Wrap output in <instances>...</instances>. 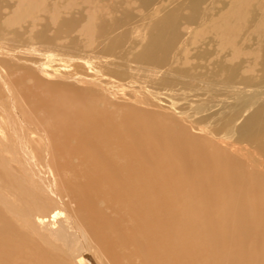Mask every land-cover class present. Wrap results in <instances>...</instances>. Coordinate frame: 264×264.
Here are the masks:
<instances>
[{"label": "bare ground", "instance_id": "bare-ground-1", "mask_svg": "<svg viewBox=\"0 0 264 264\" xmlns=\"http://www.w3.org/2000/svg\"><path fill=\"white\" fill-rule=\"evenodd\" d=\"M75 1L54 3L61 13L55 27L53 1L38 4L34 17L39 24L30 36L33 23L23 26V32H12L0 15V264H65L67 258L73 264H213L207 251L199 257L190 250L196 240L179 223L180 190L188 178L182 177L183 181L166 174L181 162L179 168L187 173L185 169L194 166L191 156H200V142L194 144L186 128L174 129L166 115L212 130L228 127L223 140H234L236 150L258 141L264 153V37L241 39L248 33L243 30L256 21L244 25L247 18L241 7L233 18H219L196 34L191 27L198 29L210 22L212 11L217 16L228 4L215 8L216 0H185L163 16L149 19L144 18L146 12L158 0H139L145 15L136 19L131 10L114 16V4L108 12H93L96 16L89 17L96 7L92 0L84 6L82 0L74 6ZM8 6L12 9L0 0V8ZM74 9H78L75 14ZM184 10L188 13L183 14ZM253 13L246 12L249 20ZM107 14H112L110 22L105 20ZM259 22L257 33L261 34L264 19ZM147 24L148 31L135 37L137 25ZM224 24H234L231 27L238 32L224 30ZM92 26L98 31L87 45L88 37L80 30L89 31ZM85 70L93 74L82 78ZM88 77L95 78L97 87L116 83L127 98L121 104L140 107L138 111L145 113L153 106L164 111L160 123L166 137L162 140H173L170 145L178 153L166 154L150 134L137 130L147 128L146 123H137L135 112L121 117L137 120L134 128L126 129L115 123L114 110L108 106L103 110L88 104L84 109L81 98L87 92L76 87ZM29 79L37 87L27 88ZM254 81L258 89L250 87ZM42 85L48 88L43 90ZM229 92L234 99H225ZM4 96L9 98L6 104ZM200 98L208 112L192 117L188 109H195V99ZM165 100L169 107L161 105ZM184 100H188L186 105ZM231 100L235 107L225 111ZM144 141L150 142L146 148L141 146ZM185 141L194 145L191 154L183 151L189 147L183 145ZM206 141L219 146L215 139ZM237 152L251 155L258 167H264L251 150L242 147ZM217 153L218 158L225 157ZM226 160L222 167L215 163L214 171L186 184L197 187L210 202L222 200L219 194L225 189L232 196L248 194L243 188L247 181L260 186L259 192L264 189V176L257 183L252 174L235 167L231 172L238 176L231 187L227 181L231 166ZM191 223L200 227L195 219ZM199 247L203 248L201 243Z\"/></svg>", "mask_w": 264, "mask_h": 264}, {"label": "rangeland", "instance_id": "rangeland-1", "mask_svg": "<svg viewBox=\"0 0 264 264\" xmlns=\"http://www.w3.org/2000/svg\"><path fill=\"white\" fill-rule=\"evenodd\" d=\"M6 1L9 3L12 9L9 6L6 8L5 7L0 8V15L4 19V22L6 23L8 22L9 30H11L12 32H14V30H18V32H23L24 30L21 29L23 28V26L29 23H33V26L28 30V36H30V33L39 24L37 23L38 20L35 19L36 17H34L36 6L43 1L46 2L47 4L49 1H53V6H52L51 11L53 12L54 19H53L52 25L53 27H55L56 22L58 20L57 17L60 16L61 13L57 11L58 8L54 7V3L64 2L65 0H6ZM73 1L75 0H69V2H73ZM82 2L84 3V4L82 3V6L88 4L87 0H82ZM178 2L185 3V0H158V3L156 5L150 6V8L146 12L148 14H146L144 18L157 19L160 16H163L165 13H168L173 8H175L176 3ZM75 3L76 5L74 6H79L81 4V2L78 0L75 1ZM91 3L92 5H96V7L91 10L92 13H91V16L89 17L96 16L95 14H93V12H96V13H99L98 11H100V13H103V11L108 12L110 10L109 9L110 5L112 4H114V6L116 7L115 9L117 10L114 16H121L122 12L126 10L128 12L129 10H131L132 14L135 15L136 19H139L141 16L145 15V12L141 8V4L139 0H92ZM214 3H215L214 4L215 8L217 7L223 8V5L225 4H228V5H227V8H225V10L220 12L222 14L219 13L217 16H215V12L212 11L213 13L212 12L211 13L213 15H211L212 18L210 22L203 24L198 29L197 28L194 29V27H191L190 30H195L196 34L204 32L205 29L208 30L209 26L210 27L213 26L212 23H215V21H218L219 18H223L225 16L226 17L229 16L230 19L233 18L234 16H236L234 12L236 11V14H237L238 9L243 7L244 8L243 17L244 19L246 18L248 19V20L246 19L247 21L245 20L244 25L248 26V21L249 23L250 22L255 23L256 21V23L254 26L250 27V29L248 30L242 27L244 29L243 32L247 31L248 33H246V35H242L243 38H241V34H243L242 32L240 34V38L246 41L247 38H249L252 35L254 36L261 35L262 37H264L263 31L260 30L261 34L259 32L257 33V30L260 29L259 26L261 24V22L259 21H261V19H264L263 17L264 16V0H253V1L251 0H236V1L235 0H216ZM91 6L87 8V11L91 8ZM77 10L78 9H74V14L77 13ZM250 10L254 12L253 15H251L252 17L250 18L251 21L249 20L248 14H246V12H249ZM87 11L85 10L82 14L85 16ZM185 11L186 10L182 11V13L187 14L188 12H185ZM229 14L230 15L232 14V15L230 16ZM111 16L112 14H107L105 20L107 22H110ZM231 25H234V24H224L223 29L224 30L232 29L234 31H237L236 28H234L233 26L231 27ZM137 27L138 28H137L135 37L139 38L140 36H142V31L143 32L148 31L149 25L147 24V26L145 27H139L137 25ZM80 29L81 28H79L78 30ZM80 31L83 35L88 37L87 45H90L92 44L90 36L91 37H93V35L95 36L96 34L95 32L98 31V28L92 26V28H90L89 31H85L83 28ZM188 31L184 30V33H187ZM78 34L79 33L76 32V35ZM209 34L211 33H208L207 35ZM217 34L219 38L222 37L221 34L219 33ZM204 42H208V40H204ZM223 43L224 42H222L221 44ZM248 44H253V42L249 41ZM200 45L202 44L200 43ZM22 48H25V47H22ZM223 48H221L220 50H222ZM200 49L201 48H199V50ZM200 51H202V49ZM257 61L260 62L261 59L258 58ZM256 68L259 70L261 69L260 65H258V67ZM243 71L246 72L245 69H243ZM245 72H242L241 75L245 74ZM83 73L84 74L82 75L83 76L82 78L93 74L89 72L88 70H85V72L83 71ZM94 79L95 78L93 77H88L86 78V81H87L86 83H82L80 87H76L78 91L86 90L87 96L85 98L84 97L81 98V100L83 101V105L79 104L76 101H73L75 104L83 106L84 109L87 108L88 104L91 105L89 108H94L95 106L99 105L100 109L102 108L103 110H106L107 109L106 106H108L110 107V110H114L113 112V115L115 116L114 119H117L115 123H118L121 127L125 126L126 129H128V127L134 128L133 122H137V120L132 121L128 118L124 119L121 117L130 116L131 114L130 112H133V114L135 112V114H137L136 116L138 117L137 123L138 124L146 123L144 128H147V131H142L140 128L139 129L137 128V130H139L141 133H146L148 135L150 134L149 138H153V140H157L158 143L157 142H154V143L159 144L160 148L162 150H165L166 154H169L168 152H171V154H173L172 151L174 149L172 145H170L171 142H173V140H171L170 138H169L170 141H168V139L166 142L162 140L164 137H166V135L163 134L164 131L162 130L163 124L160 123V120H163L161 119L163 118V116L161 115L165 113L164 111H161L157 107L153 106V108H147L148 109L146 110L147 113H145L142 110L138 111L139 109H141L140 107H136L134 105L131 106L130 104L128 105L121 104L122 103L121 100H123V103H125L124 100H127V98L123 95L124 91L121 88H118L116 83L109 84L107 86L103 84L97 87L96 83L95 84L93 83ZM256 83H258V81H254L252 83L250 82L251 84L250 87L258 89L259 86ZM197 84L198 83L196 81L195 84L193 85L196 86ZM34 86L37 87V83L35 81H30L29 79L28 83L26 84V87L31 89ZM42 88L44 90V89H47L48 87L46 85H42ZM42 88H40L39 90H42ZM204 89L206 88H203V90ZM43 90L40 91L39 93L43 92ZM107 91L112 92L114 94L117 93V96H115L114 94L109 95ZM193 94L194 93H192V95ZM234 97H235L234 93L229 92L227 94V97H225V99L227 98L234 99ZM110 99H113L115 101H108ZM201 99H202V106L199 105V101H201ZM8 100L9 98H6V96H4L2 102L6 104V102L8 103ZM161 103L163 107H169V105H167L168 103L166 100L161 101ZM186 103H188V100L183 101V105H186ZM181 104L182 102L180 103V105ZM115 105H117L118 107H116ZM235 105H236L235 101L231 100L230 104L226 106L224 110L229 111L232 108H234ZM193 106H195V109L192 110L191 107L188 109V112L191 114L190 116L192 117H195V116L201 117V115H204L208 112V110H206V108L203 107V98L195 99V103ZM197 107H199L200 109H199V112L196 114L195 110ZM166 118L169 121V125L173 126L174 129L175 127H176V130L186 128L188 131L187 133H189V136L191 137L194 144L200 142L199 146H197V148L200 150L199 151L200 156H198L197 154H194V156H191V160H190V162L192 161L191 163H193L194 166L187 167L185 169L186 171H188L187 173L182 172L183 170L179 168L181 167V164H182L181 162L179 164L180 166H175V165H174L175 167L172 166V169H170V171L166 173L168 176L173 175L175 178L179 176L181 180L183 181L184 179H182V177H186L189 180L187 179L188 181L185 180L184 182L191 183V181H194V179L197 178L196 176H200L203 178V175L207 174L205 172L210 173L214 171L212 167H214L215 163L216 164L218 163L220 165L219 167H222L224 158L227 157L229 164L231 166L229 167L228 175L232 173L231 177L227 181H230V183L228 184L231 185V187H234V181H233L234 177L238 176L237 172L235 171L231 172L232 167L238 168L237 170H242L243 173L246 172V173H249V175L252 174V176H254V181L256 182L261 177L263 178L264 167H261V168L258 167L256 163L253 161V159H251L250 157L251 155L249 154L245 155L244 152H243V155H241L239 152H237L238 149L245 147L246 149L254 152L256 159H260L264 161V153L261 151L258 141L254 142L252 145L245 144L242 147L238 146L237 147L238 149L236 150L235 149L236 145H235L234 140L232 139H229L228 141L223 140L224 135L228 133V127L221 128V127L214 126L213 127L214 129L212 130L210 128L202 127L203 126L202 124L201 126V125L193 123L192 121L189 122V120L188 121L180 120L170 115H166ZM191 124H194V126L192 127ZM202 130H204L206 133L205 132L202 133L201 132ZM208 139H215L219 143V146L214 145L212 142L210 143L207 142L206 140ZM148 141L142 142L141 146H143V148H146L147 146H149L150 142ZM63 143L64 142H60V144H63ZM182 143L185 147L187 145L191 147L189 148L187 146L188 148L183 149L184 152L187 150L188 153L191 154V151L193 150L192 146L194 145L192 143L188 144L186 141ZM71 145H74V144L71 143ZM32 150L33 149H30V152L34 154ZM215 152L216 153L219 152L220 155L223 154L225 155V157L218 158ZM176 153H178V150H174V155H176ZM171 156L173 157V155ZM213 156L214 158H212ZM34 157L38 159L39 156L35 155ZM211 161H213V163H211ZM1 171H3L2 168H0V172ZM43 172L45 173L44 170ZM189 172H191V174ZM226 175H227L226 173L223 174L224 177H226ZM221 179L224 180L223 178L219 177V180ZM186 183H184V185L182 186L183 188H181L180 190L182 194H181V199L178 205L179 207H181L182 213L179 217V223H181L180 225L183 224L182 227L185 228L184 233H187L191 239H195L197 241V242L193 241L192 244L195 247L191 248L190 250H192L193 253H197L199 257L204 255V250L207 251L208 254L211 255L210 260L213 264H264V207H263L264 205H262V207L259 206V203L260 205L261 203H264V189L260 188L261 192H259L258 191L259 189H257V187H260V186H254L253 181L252 182L247 181L246 185L243 188H247L248 194H245L242 196H240L239 194H235L232 196L230 195L229 192H226V189H225V192H221V194H219L222 200H218L216 202H210L211 200H208V197H205L204 195H202V192L199 193V190L197 187H195L194 185L188 186ZM202 183L203 181H201V185ZM221 183H223V181H220L217 184L219 185ZM51 184H52V187L55 189L54 180L51 181ZM67 192H64V193H67ZM239 198L241 201H238ZM67 200H68V194H67ZM20 207H23V206H20ZM184 215H186V217ZM192 219H195L196 222H199L200 227L202 228L200 227L196 228L195 226H193L194 224L191 223ZM82 227H83V230H87V228L84 225ZM29 235L31 236V240L36 242V236L31 233ZM199 243H201L203 248L199 247ZM38 245L47 252L46 247L44 245H41L40 243ZM182 257H184V254H182ZM64 262L65 264H73L72 260L68 258Z\"/></svg>", "mask_w": 264, "mask_h": 264}]
</instances>
